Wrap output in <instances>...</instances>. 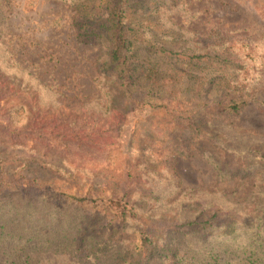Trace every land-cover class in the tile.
Returning a JSON list of instances; mask_svg holds the SVG:
<instances>
[{"label": "trees", "instance_id": "trees-1", "mask_svg": "<svg viewBox=\"0 0 264 264\" xmlns=\"http://www.w3.org/2000/svg\"><path fill=\"white\" fill-rule=\"evenodd\" d=\"M62 1L74 12L77 44L99 49L101 98L85 102L25 74L52 92L57 106L100 108L107 117L158 113L178 135L155 161L132 137L130 151L116 154L124 172L113 184L80 185L77 174L69 189L39 177L13 179L0 160V264H264V147L247 144L230 122L263 78L264 42L218 30L200 37L180 26L175 16L189 21L199 14L190 0ZM256 12L264 23V5ZM183 132L191 134L185 139ZM208 140L218 154L204 146ZM196 154L218 183L249 192L236 198L183 189L173 162Z\"/></svg>", "mask_w": 264, "mask_h": 264}, {"label": "rangeland", "instance_id": "rangeland-1", "mask_svg": "<svg viewBox=\"0 0 264 264\" xmlns=\"http://www.w3.org/2000/svg\"><path fill=\"white\" fill-rule=\"evenodd\" d=\"M190 1V10L199 14L189 21L182 14L175 16L180 26L198 30L200 37L218 30L228 37L264 42V23L256 12L264 0H254L251 6L238 0ZM3 3L6 33L1 43L13 59L10 61L0 45V160L10 178L39 177L69 189L74 180L71 175L77 174L80 185L113 184L124 172L116 154L129 152L136 134L146 157L154 154V161L157 154L173 147L178 132L162 114L126 111L107 117L100 108L57 106L54 94L42 91L38 81L26 74H36L47 85L79 100H97L101 98L95 67L99 49L77 44L71 26L74 12L62 0ZM236 30L242 35L228 34ZM7 62L15 67L9 68ZM248 101L243 114L230 122L238 134L248 137L247 144L264 147V71ZM187 134L191 133L182 134L185 139ZM204 146L218 154L213 142ZM173 165L185 190L224 192L236 198L249 192L233 182L218 183L216 171L197 154L175 159Z\"/></svg>", "mask_w": 264, "mask_h": 264}]
</instances>
